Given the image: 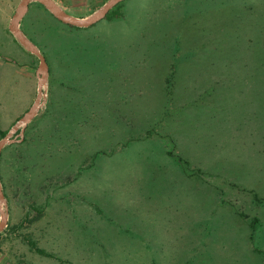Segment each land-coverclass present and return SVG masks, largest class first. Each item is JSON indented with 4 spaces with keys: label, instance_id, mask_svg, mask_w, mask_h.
Wrapping results in <instances>:
<instances>
[{
    "label": "rangeland",
    "instance_id": "1",
    "mask_svg": "<svg viewBox=\"0 0 264 264\" xmlns=\"http://www.w3.org/2000/svg\"><path fill=\"white\" fill-rule=\"evenodd\" d=\"M20 1L0 0V139L41 95L0 152V264H264V0H126L88 27L31 1L46 70L9 30Z\"/></svg>",
    "mask_w": 264,
    "mask_h": 264
},
{
    "label": "water",
    "instance_id": "2",
    "mask_svg": "<svg viewBox=\"0 0 264 264\" xmlns=\"http://www.w3.org/2000/svg\"><path fill=\"white\" fill-rule=\"evenodd\" d=\"M31 1H37L41 3L56 19L59 21L73 25L78 27H88L92 24L98 22L99 20L103 19L107 12L118 2L122 0H107L101 7H99L95 12H93L90 16L86 18H77L72 16L71 14L67 13L63 9H61L53 0H21L18 6V13L14 15L13 21L9 25V30L13 33L17 41L28 51L35 54L39 59V69L46 70L47 65L45 62L44 56L39 52L36 46L30 42L25 36H23L21 30L18 27L19 20L24 15L28 8V4ZM41 90H40V82L38 87V92L35 101L28 109V111L8 130V132L0 139V152L2 147L11 142L12 140L9 139L11 133H13L20 123H26L35 113L36 109L39 105ZM3 199V194L0 185V229H2L6 224V216L5 212L2 209L1 201Z\"/></svg>",
    "mask_w": 264,
    "mask_h": 264
},
{
    "label": "trees",
    "instance_id": "3",
    "mask_svg": "<svg viewBox=\"0 0 264 264\" xmlns=\"http://www.w3.org/2000/svg\"><path fill=\"white\" fill-rule=\"evenodd\" d=\"M126 0H122L120 2H118L117 4H115L108 12L107 14L105 15V19H113V18H118V17H121V11L120 9L122 8L123 6V3L125 2ZM7 132L6 131H1V136L3 137ZM251 229L252 231H254V222L251 223ZM251 239H253V236L251 234ZM36 249V252H38L39 254H44V255H49L47 254L46 252H44L43 249L41 248H35Z\"/></svg>",
    "mask_w": 264,
    "mask_h": 264
},
{
    "label": "crops",
    "instance_id": "4",
    "mask_svg": "<svg viewBox=\"0 0 264 264\" xmlns=\"http://www.w3.org/2000/svg\"><path fill=\"white\" fill-rule=\"evenodd\" d=\"M18 27H19V26H18ZM254 197H256V196H254ZM257 198H258V197H256V199H255L256 201H257ZM253 222H254V231H255V229H256L255 226H257V225L259 224V222L257 221V223H255L256 220H254ZM250 228H251V224H250ZM254 231H252V229H251V233H250V240H251V241H253V239H251V234H252V236H253Z\"/></svg>",
    "mask_w": 264,
    "mask_h": 264
}]
</instances>
